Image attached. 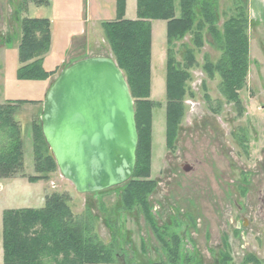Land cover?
Segmentation results:
<instances>
[{
	"label": "rangeland",
	"instance_id": "1",
	"mask_svg": "<svg viewBox=\"0 0 264 264\" xmlns=\"http://www.w3.org/2000/svg\"><path fill=\"white\" fill-rule=\"evenodd\" d=\"M22 1L0 0V103L33 101L17 105L14 112L22 130L23 168L0 178V264L2 212L41 208L52 192L68 196L74 215L90 214L92 232L104 245L115 247L112 264L160 262L164 256L161 243L140 212L121 209L119 185L80 194L58 169L46 179L27 180L36 174L31 123L39 119V101H43L48 84L73 61L96 55L112 57L101 22L114 19L116 0H48L47 4L27 3L25 8ZM216 1L221 28L236 0ZM243 1L249 54L245 84L239 91L242 110L225 101L219 77H209L203 69L205 58L215 62L221 52L208 43L206 33L200 48L193 45L192 33L185 34L173 42L174 56L181 63L184 47L191 48L194 63L187 69L182 116L171 147L165 139L166 25L164 20L150 22L148 98L155 106L151 112L149 178L156 183L148 198L150 210L158 227L177 225L182 254L196 255L201 264H218L224 240L232 259L227 264L240 263L246 254L264 264V0ZM175 9L178 13L177 0ZM24 16L49 21L51 41L43 67H57L49 79L17 76L20 20ZM124 18H136V0H125Z\"/></svg>",
	"mask_w": 264,
	"mask_h": 264
},
{
	"label": "trees",
	"instance_id": "2",
	"mask_svg": "<svg viewBox=\"0 0 264 264\" xmlns=\"http://www.w3.org/2000/svg\"><path fill=\"white\" fill-rule=\"evenodd\" d=\"M22 3L25 8L27 3L47 4L48 0H23ZM243 4V0L234 1L233 11L222 22L221 28L218 27L216 0H177L178 13L175 0H136L135 19L124 18L125 0H116L114 19L101 22L111 56L122 71L133 99L138 136L133 174L119 185L122 189L121 209L140 212L161 243L164 256L160 262L152 264L201 262L194 254H182L181 238L175 230L177 225L158 227L150 210L148 198L156 185L155 180L149 178L151 112L155 106L148 98L150 22L164 20L166 25L165 139L171 147L182 116L187 69L194 63L191 48L184 47L181 63L174 56L172 44L185 34L192 33L193 45L200 48L204 43L203 33H206L208 43L221 52L215 62L205 58L203 69L209 77H219V90L225 101L232 103L236 110H242L239 91L245 84L249 54L248 20ZM20 31L18 78L49 79L57 68L47 70L43 67V56L51 41L49 21L24 16L20 20ZM32 102L6 100L0 103V178L10 177L23 168L22 130L14 112L17 105ZM40 114L38 121L31 123L36 174L27 177L29 182L46 179L48 173L58 169L41 134ZM89 218V213L74 215L68 205V196L57 192L46 196L41 208L4 210L1 218L2 264H112L115 247L104 245L96 237ZM223 246L217 254L218 264L232 261L225 240ZM238 264L263 263L254 255L246 254Z\"/></svg>",
	"mask_w": 264,
	"mask_h": 264
},
{
	"label": "water",
	"instance_id": "3",
	"mask_svg": "<svg viewBox=\"0 0 264 264\" xmlns=\"http://www.w3.org/2000/svg\"><path fill=\"white\" fill-rule=\"evenodd\" d=\"M40 124L60 175L77 193L131 178L138 141L134 105L112 57L88 56L63 68L44 95Z\"/></svg>",
	"mask_w": 264,
	"mask_h": 264
},
{
	"label": "crops",
	"instance_id": "4",
	"mask_svg": "<svg viewBox=\"0 0 264 264\" xmlns=\"http://www.w3.org/2000/svg\"><path fill=\"white\" fill-rule=\"evenodd\" d=\"M62 62V61H61ZM49 87V84H48V86H47V88ZM47 88H46V90H47ZM46 92V91H45Z\"/></svg>",
	"mask_w": 264,
	"mask_h": 264
}]
</instances>
